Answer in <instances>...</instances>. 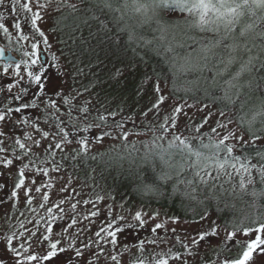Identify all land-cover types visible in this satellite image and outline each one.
<instances>
[{
    "label": "snow or ice",
    "instance_id": "snow-or-ice-1",
    "mask_svg": "<svg viewBox=\"0 0 264 264\" xmlns=\"http://www.w3.org/2000/svg\"><path fill=\"white\" fill-rule=\"evenodd\" d=\"M49 21L53 22L50 31L58 36L56 43L63 46L58 50L60 56L52 51L53 44L42 29ZM153 24L157 35L147 39L141 29ZM84 28L92 38L103 34L117 47L131 50L140 62H144L141 50H147L145 55L150 51L163 56L166 69L145 73L144 83L153 82L155 98L142 115L153 113L154 123L138 131L133 118L121 115L123 108L108 110L105 104L96 108L91 97L81 99L90 85L49 94L50 68L60 76L66 74L61 56L68 57L73 83L84 74L76 63L79 45L87 43ZM0 33L8 41L0 45V80H8L0 87V165L17 167L7 200L13 203V214L23 217L12 224L5 213L8 230L2 243L6 255L0 257V264H50L66 252L72 253L66 264H80L86 252L94 259L84 264H101L102 259L104 264H124L126 254H131L129 264H189L187 257L197 255L200 264H256L257 258L264 257V97L249 105L250 92L262 87L258 81H264L259 74L264 73V0H0ZM186 48L191 51H177ZM6 52L17 53L19 58ZM235 64L238 68L230 71ZM192 73L195 79L184 78ZM121 76V69L112 74L117 83ZM169 79L170 95L182 102L172 104L161 116L168 100L162 83L166 86ZM213 105L217 106L214 110ZM237 105L239 113L233 118L230 113ZM190 109L201 113V118L197 120ZM129 121L131 129L126 127ZM6 125L11 126L8 132L3 130ZM149 132L151 140L140 142L145 149L140 161L152 165L156 182L141 183L137 194L157 202L180 197L185 213L192 214L189 223L201 226L213 206L218 216L226 210L239 214L224 218L223 223L213 220L195 236L186 233L181 237L175 227L168 229L158 222L150 235L140 237V231L161 215L159 211L139 208L132 212L121 203L120 213L113 216L115 209L108 205L106 218L92 232L94 218L101 216L98 205L104 195L80 198V191L69 182L58 189L60 197L51 200L48 189L55 188L54 178H62L53 174L64 171L66 163L77 170L81 164L88 167L89 160L104 157L135 163L134 153L139 149L129 137ZM106 138L119 140L126 155L116 145L93 153V146H103ZM154 157L164 165L159 171ZM40 175L48 179L37 185ZM168 185L171 190L166 193ZM3 188L0 184V191ZM21 190L23 211L18 207ZM237 200L244 207L237 209ZM169 219L180 222L175 215ZM158 230H164V235ZM125 231L138 240L120 245L119 234ZM208 237L218 239L219 244L213 245ZM186 241L197 246L195 252ZM202 241L203 249L199 247ZM148 245H164L167 252H156L149 260L144 256ZM177 248L186 249L187 257L173 251Z\"/></svg>",
    "mask_w": 264,
    "mask_h": 264
},
{
    "label": "rangeland",
    "instance_id": "rangeland-1",
    "mask_svg": "<svg viewBox=\"0 0 264 264\" xmlns=\"http://www.w3.org/2000/svg\"><path fill=\"white\" fill-rule=\"evenodd\" d=\"M171 18V17H169ZM53 26V22L49 21L48 23L42 25V29L45 30L46 34L49 36L50 42L53 44L52 51L56 52L58 56H60V52L58 51L63 46L56 43L58 36L57 34H53L50 29ZM112 25H109L111 27ZM152 27V29L155 28V25L149 26V28ZM92 31H96V27L93 26ZM154 33V31H153ZM83 36L87 43L80 44L77 51L80 53V58L78 61H76L75 57H72L73 61H76L79 67L83 68L84 74L82 76H78L76 78L75 83H73L72 77H71V66L68 64V57L67 56H61L60 63L62 65V71L66 73L64 76H60L55 68H50L49 70V78L51 80V86L49 89V94H51L52 91L64 89L65 92L70 91L73 87L75 88H81L84 85H90V91L87 93H84L83 98L91 97L92 98V104L95 105L96 108L100 107V104H105L108 110H117L119 108H123L122 116H128L135 120L137 127V130H141L143 128V125L146 123H154L156 120V117H154L153 113H149L147 117H144L142 113L147 110L148 107H150L151 103L153 102L155 98V94L152 92V81H148L147 83H144L145 81V73L151 75L150 68L147 65H139V63H136L135 58H130L125 56V50L123 51V47H117L115 44L112 43L111 39L103 37V34L100 35L98 38H92L89 36V29L84 28L83 29ZM77 35H80V33H77ZM115 35V31H113V36ZM157 35V33H156ZM208 36H212V34H207ZM15 39V37H13ZM103 40V43L100 42V40ZM8 41L3 37V34L0 33V44L6 45ZM79 43V42H78ZM227 43V41H226ZM257 43H259V40H257ZM195 47V46H193ZM68 50L65 49V52ZM85 52L86 57H90L88 60L82 59L81 53ZM178 53L184 54L187 51H191V48L186 49H177ZM19 57V54L14 53ZM163 58V56H161ZM48 58V57H46ZM245 58H247L245 56ZM238 68V64H235L232 66L230 71H235ZM121 69L123 70V76L119 78V83H117L116 79L112 78V74L117 70ZM3 69L2 66H0V74H2ZM208 76H211L212 73H207ZM186 79H195L196 74L192 73L184 77ZM225 78H228V74H225ZM8 82L7 79L0 80V87L5 85ZM47 83V82H46ZM132 84L133 88L128 92V95L126 94L125 97L123 96L125 93H122L126 90H128L129 85ZM171 83H167L165 86L162 83V88L164 91V94L168 96V100L166 104L161 109V116L164 115L168 108L174 103H180L182 101L178 100L176 97H173L170 95V89H171ZM126 90H125V89ZM123 89V90H122ZM106 90V91H105ZM110 90V92H109ZM15 91V90H14ZM107 91L109 93H107ZM106 93V94H105ZM121 95V96H120ZM250 99H249V105L255 104L259 102V98L264 97L262 95H255L254 93H250ZM189 103H192L190 99L188 100ZM216 105H213V110L216 108ZM190 113L194 114L196 119L199 120L201 118V113H195L194 110H189ZM35 114V113H34ZM234 114V113H233ZM232 113L230 115L234 116ZM121 116H117L116 119L119 120ZM10 125L4 126V131L8 132ZM127 128H132L131 121L128 122L126 125ZM235 127V125H233ZM95 132H92L91 135H95ZM247 139V136H246ZM151 140V133L142 134L140 136L132 135L129 137V141L136 142L137 148L139 149L138 152L134 153L137 155L144 154L145 149L141 141H149ZM111 145H116L117 150L121 152L122 155H125L123 152L122 146L120 144L119 140H111V139H105L103 142V146H93L92 152L93 153H100V152H106L109 150ZM164 147H167L166 142H164ZM115 152L111 153V156L113 157ZM239 154V150L237 152ZM140 158V157H137ZM155 159L158 161L159 158L155 157ZM179 160V157L176 158ZM119 165V166H118ZM128 165L122 162V164H119L118 161H114V159H111L110 157H104L102 160L98 159L96 161H88V167H85L83 164L80 165L79 170L74 169L70 164H65V170L58 174H53L54 177H62L61 179H53V183L55 184V188L48 189V191L51 193V200H56L60 197V193L58 192V189L62 187L65 184L71 183L72 188H76L81 193L80 198H95V195L99 193L100 195L105 196V200L102 201L98 206L101 208V216L98 218H94V224L92 226V232H95L97 230V225L100 223V221L104 220L106 218V212L105 209L108 205H112V207L115 209L113 216L120 213L121 209L119 208V205L123 203L125 205V208H130L132 212H135L139 208H144L146 211L151 213L152 211H159L161 215L152 220L144 230L140 231V237L148 236L150 235V229L151 227L158 222H163L167 225L168 229H171L172 227H175L177 230V234H179L181 237H184V235L191 234L193 236L196 235V233L201 230V227L203 228H209L211 221L216 220L217 223H223L224 218L231 219V216L235 214H239L236 210L231 211H225L224 213L220 214L218 216L215 207H210V215L208 216V219L203 222V225L199 222L197 223H189L191 220L192 214L191 212L185 213L184 208L181 206V200L180 197H176L173 200H168L166 197L162 199L161 201L157 202L154 198L148 197L143 198L141 195L137 194L136 189L137 186L141 183H155L156 180L151 177L148 180L144 179L141 180V182L130 183L127 186L125 185L126 181L124 180V176L126 175V171H124V167H127ZM164 165L161 162V166L159 168H156L157 171L160 170ZM91 169H95L94 172L91 171ZM0 173H3V175H0V184L4 185V188L2 191H0V200L5 201L4 203H0V257H3L6 255V253L3 251V243H2V237L8 230V225L5 222V213H8L7 219L11 220L12 224H17L19 220L23 219V217L19 216V213L13 214V203L11 201L7 200L8 195L10 194L13 185L16 180L17 176V167L13 165L10 168H5L2 165H0ZM154 173V172H153ZM26 175L31 178L32 173L28 172ZM155 175V173H154ZM186 175H188L186 173ZM90 176H94V180L90 179ZM47 177H44L42 175L36 177V184L39 185L41 182H47ZM28 182L26 181V184ZM93 183H95L97 186L95 188L92 187ZM29 187H35L34 185L28 184ZM83 186V187H82ZM259 187V186H258ZM171 190V186H165V192L168 193ZM63 195H67V193H64ZM114 197V201L112 199H109L108 197ZM246 200H250L251 198L249 196H245ZM74 202V201H73ZM51 203V201H50ZM185 203H188L185 201ZM165 206H164V205ZM176 204L181 211H183L184 215H177L176 213L171 211L170 205ZM237 209H240L244 207V205L237 200L236 201ZM19 209L21 211L24 210V192L21 190L20 192V200H19ZM68 205H65V208H67ZM91 207V206H89ZM192 207H195V205H192ZM164 213H168V216H165ZM127 214V212H125ZM178 216L180 217L179 223L172 222L169 217L170 216ZM223 215V216H222ZM223 217V218H222ZM86 223V222H85ZM29 228L32 227V225H27ZM61 225L57 224L56 229H59ZM160 235H164V230H158ZM169 235H172L171 232L168 233ZM139 237L134 236L130 234V232L125 231L124 233L119 234V244H133L138 240ZM211 241L213 245L219 244V240L213 237L206 238ZM186 243H188L186 241ZM189 249H191L193 252L196 251L197 246L193 245L191 243H188ZM201 249L204 248V242L202 241L199 245ZM181 251L185 254L187 257V250L183 248H177L173 249V251ZM38 252H42L43 249H37ZM164 251L167 252V248L164 245H161L160 247H157L155 245H148L147 251L144 253V256L147 257L149 260H151L152 255L156 252ZM136 249H132V253H135ZM72 256L71 252H66L63 254L58 255L53 261L50 262V264H66L69 257ZM131 254H126L123 256V262L124 264H129ZM90 258H93L90 256V253L86 252L85 256L81 259L80 264H84V262ZM189 260V264H200V256L197 255L195 257H187ZM205 258H207L205 256ZM73 259H75L73 257ZM94 259V258H93ZM7 264V262H6ZM101 264H104L103 259L101 260ZM111 264V262H109ZM256 264H264V257L257 258Z\"/></svg>",
    "mask_w": 264,
    "mask_h": 264
},
{
    "label": "trees",
    "instance_id": "trees-1",
    "mask_svg": "<svg viewBox=\"0 0 264 264\" xmlns=\"http://www.w3.org/2000/svg\"><path fill=\"white\" fill-rule=\"evenodd\" d=\"M112 27V26H111ZM143 35L145 36V38L147 39H152L154 36H156V33L154 31V29H152V27L149 28V25H145L143 27V29H141ZM125 50V56L128 58H135L136 63H139V65H141V67H143L142 64L147 65L150 68V73L152 72V69H166V65L163 64V58L161 56H157L155 53L148 51L147 55H145V51L147 50H141L140 55H144V62H140L139 58L136 56L135 53H133L131 50L127 49V48H123V51ZM84 55H86V53L83 51L81 53V57L82 59H86L88 60L90 57H85ZM260 75H264V73H259ZM170 76V73H169ZM259 83L262 84V87H260L259 89H256L254 91H252V93H254L255 95H262L264 96V81H258ZM168 83H171V79H169ZM171 86V85H170ZM133 88V85L130 84L128 87V90H125L122 93H125L123 96L121 97H125L126 94L128 95V92ZM123 90V89H122ZM106 91V90H105ZM110 92V90H109ZM107 91V93H109ZM251 93V92H250ZM106 94V93H105ZM180 95L182 96L183 93H180ZM202 95V94H201ZM191 100V99H190ZM192 101V100H191ZM234 116L233 118H235V116L239 113V106L237 105L235 108H233L232 112H231ZM116 154H114L113 157H115ZM126 155V154H125ZM143 154L141 155H137L134 154V159H135V163H131L129 161V159H114V161H118L119 164H122V162L125 164H127V167H124V171H126V175L124 176V180L126 181L125 185L127 186L130 183H136V182H141V180H148L149 178L151 179L154 178L156 180V177L152 171V165L151 164H141L140 158L137 157H142ZM153 163L155 164L156 168H159V166H161V161L160 160H156L155 157L153 158ZM119 166V165H118ZM161 169V168H160ZM164 205V204H163ZM165 206V205H164ZM171 211L176 213L177 215H184L183 211H181L179 209V207L176 204H172L170 205ZM185 216V215H184ZM223 216V215H222ZM223 218V217H222ZM224 220V219H223Z\"/></svg>",
    "mask_w": 264,
    "mask_h": 264
},
{
    "label": "water",
    "instance_id": "water-1",
    "mask_svg": "<svg viewBox=\"0 0 264 264\" xmlns=\"http://www.w3.org/2000/svg\"><path fill=\"white\" fill-rule=\"evenodd\" d=\"M6 55H15L13 52H6ZM16 56V55H15ZM18 58V57H17Z\"/></svg>",
    "mask_w": 264,
    "mask_h": 264
}]
</instances>
